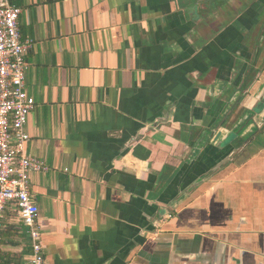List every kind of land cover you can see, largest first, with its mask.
Masks as SVG:
<instances>
[{"label": "crops", "instance_id": "0c3cea01", "mask_svg": "<svg viewBox=\"0 0 264 264\" xmlns=\"http://www.w3.org/2000/svg\"><path fill=\"white\" fill-rule=\"evenodd\" d=\"M10 1L45 264H264V0L247 31L206 0ZM29 250L9 203L0 264Z\"/></svg>", "mask_w": 264, "mask_h": 264}, {"label": "built area", "instance_id": "2783aa9c", "mask_svg": "<svg viewBox=\"0 0 264 264\" xmlns=\"http://www.w3.org/2000/svg\"><path fill=\"white\" fill-rule=\"evenodd\" d=\"M21 13L22 8L10 0H0V225L5 208L12 203L29 238L24 264H45L39 208L29 190V176L47 167L25 151L29 138L25 125L35 100L24 87V56L33 41L21 37Z\"/></svg>", "mask_w": 264, "mask_h": 264}, {"label": "flooded vegetation", "instance_id": "af4514ba", "mask_svg": "<svg viewBox=\"0 0 264 264\" xmlns=\"http://www.w3.org/2000/svg\"><path fill=\"white\" fill-rule=\"evenodd\" d=\"M257 1L259 0H244L243 2H241L242 5L240 6V8H238L239 14H238L237 19L239 18L240 19L239 23L245 26V31L249 29V26L251 25V23L253 24V22L254 23L256 22V16L252 15V17L250 18L249 15H251L253 12V10H251L250 8L251 2L253 4ZM234 3H235V0H206L205 1L206 10L205 11L207 12L205 14L206 16L208 15L210 18L212 17L222 22L225 18L229 17L228 13H230V16L232 17L234 13L232 6H234ZM259 19L261 20L260 22L261 29L258 35V39L264 37V14L263 13L259 16ZM250 68H256V67L253 66V63H251V64H248V69Z\"/></svg>", "mask_w": 264, "mask_h": 264}, {"label": "rangeland", "instance_id": "374dc122", "mask_svg": "<svg viewBox=\"0 0 264 264\" xmlns=\"http://www.w3.org/2000/svg\"><path fill=\"white\" fill-rule=\"evenodd\" d=\"M244 0H235V3H234V6L236 7V9L238 10V8H240V6L242 5L241 4V2H243ZM253 2V1H252ZM260 5H264L263 3H261ZM259 5V6H260ZM263 9V8H262ZM262 9H261V11H262ZM262 42H263V44H264V37L262 38ZM261 66V65H260ZM257 78H258V76H257ZM256 78V79H257ZM253 80V79H252ZM254 81H255V79H254ZM253 81V82H254Z\"/></svg>", "mask_w": 264, "mask_h": 264}]
</instances>
